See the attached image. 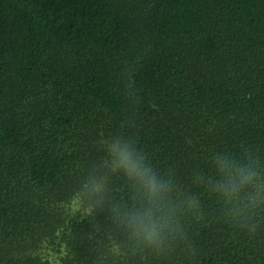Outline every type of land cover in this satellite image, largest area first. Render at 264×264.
<instances>
[{"label":"trees","instance_id":"16d2710c","mask_svg":"<svg viewBox=\"0 0 264 264\" xmlns=\"http://www.w3.org/2000/svg\"><path fill=\"white\" fill-rule=\"evenodd\" d=\"M261 186L264 0H0V264H264Z\"/></svg>","mask_w":264,"mask_h":264},{"label":"clouds","instance_id":"9594fccd","mask_svg":"<svg viewBox=\"0 0 264 264\" xmlns=\"http://www.w3.org/2000/svg\"><path fill=\"white\" fill-rule=\"evenodd\" d=\"M106 153L112 158L113 170L122 171L129 178H136L141 182L142 187L151 196H156L157 193L167 191L164 184H158L154 175H148L152 171L149 167H144L143 162L145 155L136 156L135 150L130 149L128 142L121 143L119 140H115L112 143L107 144ZM223 153H214V156L219 157ZM233 160L236 158L233 157ZM217 171L224 173L225 179L220 182L215 179L211 181V187L215 192H219L224 197L231 199L235 197L238 184L244 185L250 183L253 177L256 176V171H247L246 168H237L236 165L228 160H218ZM100 184H94V188L99 190ZM264 187V186H261ZM193 205H198V200L190 202ZM133 223L140 227L141 232L144 233V240L147 244L151 245L158 240L159 232L156 230V225L149 226L146 222L140 219H134ZM249 231H255V227L249 229Z\"/></svg>","mask_w":264,"mask_h":264}]
</instances>
